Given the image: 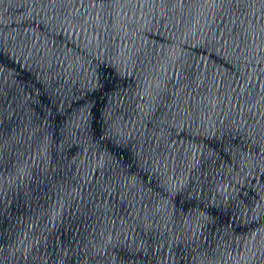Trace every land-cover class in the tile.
Returning a JSON list of instances; mask_svg holds the SVG:
<instances>
[{"label": "water", "instance_id": "1", "mask_svg": "<svg viewBox=\"0 0 264 264\" xmlns=\"http://www.w3.org/2000/svg\"><path fill=\"white\" fill-rule=\"evenodd\" d=\"M0 264H264V0H0Z\"/></svg>", "mask_w": 264, "mask_h": 264}]
</instances>
